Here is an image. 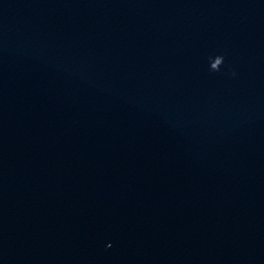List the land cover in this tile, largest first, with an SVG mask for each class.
I'll use <instances>...</instances> for the list:
<instances>
[{"label":"clouds","instance_id":"obj_1","mask_svg":"<svg viewBox=\"0 0 264 264\" xmlns=\"http://www.w3.org/2000/svg\"><path fill=\"white\" fill-rule=\"evenodd\" d=\"M224 60V57H220L217 60V66L214 68L215 71H219L218 65Z\"/></svg>","mask_w":264,"mask_h":264}]
</instances>
